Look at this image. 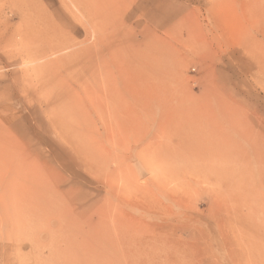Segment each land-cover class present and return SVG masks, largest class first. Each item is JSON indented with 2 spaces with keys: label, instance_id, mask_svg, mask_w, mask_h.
I'll use <instances>...</instances> for the list:
<instances>
[{
  "label": "rangeland",
  "instance_id": "obj_1",
  "mask_svg": "<svg viewBox=\"0 0 264 264\" xmlns=\"http://www.w3.org/2000/svg\"><path fill=\"white\" fill-rule=\"evenodd\" d=\"M82 1L90 6L109 2ZM111 2L112 9L93 11L97 23L91 27L72 0H0V264L32 258L34 237L7 238L9 229L18 225V203L29 184L42 190L44 199L49 188L60 195L69 191L78 200H70L67 210L80 206L76 215L94 206L86 215L100 218L97 211L122 208L126 218L166 233L176 247L172 264H264V0ZM35 15L61 27V38L73 45L40 59L53 40L51 35L39 43L29 39L27 21L32 23ZM159 55L155 76L149 66L141 76L155 78L159 86L171 84V90L151 94L136 106L139 117L147 119L144 125L113 123V117L127 114L107 109L111 99L102 85L110 81L108 91L129 88L136 67ZM94 82V92L87 93L84 84ZM55 97L75 109L82 133L78 137L88 136L90 145H77L92 154L115 149L123 159L121 181L127 179L136 189L127 193L121 186L115 158L103 177L82 163L69 141L75 129L60 121L62 132L52 124L50 101ZM128 97L117 101L127 104ZM208 97L235 108L239 116L236 146L245 158L240 156L236 166L243 171L234 187L223 188L224 201L210 186L181 194L157 185L156 160L142 150L147 142H160L161 137L164 142L162 130L183 124L182 114L191 110L192 102ZM155 100L162 107L154 112L150 105ZM141 151L152 161L146 155L142 159ZM109 184L115 192L110 193ZM44 225L39 222V229ZM38 235L40 245H49V238H42L48 234Z\"/></svg>",
  "mask_w": 264,
  "mask_h": 264
},
{
  "label": "bare ground",
  "instance_id": "obj_2",
  "mask_svg": "<svg viewBox=\"0 0 264 264\" xmlns=\"http://www.w3.org/2000/svg\"><path fill=\"white\" fill-rule=\"evenodd\" d=\"M108 1L109 2H104V4L96 2L94 5H91V7L90 5L82 3V0H72L76 9L82 14L85 21H87L91 27H94L97 23L93 15L94 10L103 11L107 10V8H113L114 4L111 0ZM33 17L32 23H30L29 20L27 21L29 39H34V41L38 40L37 42L39 43L46 40L45 38L51 35V39L53 40L52 46L48 44V47L44 48L45 53L41 54L40 59H47L50 55L58 54L62 49L73 45L69 40L66 39V41L61 38V27L51 24L47 17L42 18L39 15ZM83 26H85V24ZM29 51L31 50L29 49ZM160 58L159 55L155 58L154 62L146 66L138 65V67H136L137 74L134 73V78L128 80L130 84L128 85L130 86L129 88L124 86L123 88L108 91L107 88L108 85L110 86V81H106L102 85V87H106L105 92L111 99L107 109L111 113L125 111L127 114V117H123V119H117V117L115 118L112 116L113 123L124 125V127L144 125L147 119L139 117L136 110L138 105L143 103L145 97H150L151 94L158 96L162 94L163 91L168 92L171 90V84L167 83L159 86L158 80L153 78L155 72L159 70L160 65L157 59L159 60ZM147 67L151 73H154L152 78L141 76V73L145 72ZM46 81L48 82V80ZM84 88L87 93L92 94L96 88L95 82L84 84ZM128 93L130 97H128L129 100L127 104L124 103L125 100L124 102L117 101L118 98L127 99ZM192 103L191 110L186 114H182L185 118L183 124L162 130V133L165 135L164 142L161 141V137L160 142H147L146 144L144 142L136 143L145 144V149L142 150H145V152L151 156L150 158L153 157L156 160V167L154 166V169L153 167L152 169L156 176L158 175L157 185L167 186V189L171 193L181 194H188V192L191 191V187L201 190L205 187L209 188L210 186L213 192L212 194L224 201L226 191L225 189L223 190V188H225V186L228 188L234 187L237 177L239 179L243 171L240 172L236 166V162L240 156L242 159L245 158L243 153L240 152L238 147L239 144L236 146V143L240 140V135L238 133L239 116L235 108H232L230 105H225L219 99L213 100V98L208 97L205 100ZM110 104L115 109L111 107ZM128 104L130 105L128 106ZM50 106L52 108L51 113L54 116V118L51 119L53 122L52 124L56 125L62 132L63 128L60 127V121L63 123L62 125H69L71 131L75 129V133L72 134L69 140L70 145L74 146V153L79 156L82 163H85L88 169L94 171L93 173L96 174L97 177H103L105 174H109L107 172V166L115 158L114 163L117 164L114 165L115 167L117 166L115 173L120 182H122L121 186L127 190V193H130L128 190L136 189L131 183H128L127 179L121 181L125 176L122 173L123 159L116 157L118 154H116L117 151H115V149L106 152L102 149L92 154V152L89 153L86 150V147H81L82 144L77 145L83 143V146H86V144L90 145V143L85 142L88 136H85L84 140L78 137L82 134L81 125L79 123L80 120L76 116L75 109H72L70 104L67 105V101L51 98ZM58 107L60 109H57L59 110L57 112L55 108ZM117 107L121 109L117 110ZM159 107H162L161 102H157V100L153 101L150 105V109L153 111H157ZM63 112H65L64 120H67L68 124L64 123L61 117V114L63 116ZM74 123L79 126L77 130L76 126L74 127ZM169 130H171V133L168 134ZM73 137L81 142H76ZM243 142H245V140H243ZM115 143L117 146H123V142ZM67 144H69V142H67ZM91 144L93 143L91 142ZM118 149L120 150L121 148L118 147ZM143 153L140 154L142 157L146 155L145 153L143 155ZM113 154L116 155L112 158ZM146 157H148V155H146ZM142 159H145V157ZM149 160L150 162L152 161V159ZM146 162H148V160ZM112 163L113 162H111V164ZM149 165H151V163ZM90 170L89 173H91ZM109 176H111V180H113V175ZM117 182L116 180V183ZM108 188L110 189V193L113 191L115 192L111 184H109ZM49 190L51 191L50 195L45 196L44 199L43 196H40L43 194L42 190L33 189L32 185L29 184L26 191L23 192L24 199L20 204L18 203V225H16L14 229H9L7 238L27 237V235H29L28 239L34 237L32 239V258L28 256L27 262L19 258V264H54V261H59L60 264H122L121 259L126 262L124 264H162L163 259L167 260L169 262L168 264L173 263V255H175L176 247L174 246V242L168 240V236L165 235L166 233L164 234L163 232L154 230L148 224L134 218H126L122 208L117 209L115 213L111 212L110 208H108L109 210L104 209L103 213L97 211V215L100 214V218H96V216L93 217L94 220L96 219V221L93 222V218L87 217L86 214L88 211L92 212L94 206L92 208H87V210L81 213L78 212L76 215L75 209L80 211V206H72V211L67 209L69 208V201H76L78 200L77 198L75 199L74 197L73 199L69 191H67V193H61L63 195H60L58 190L52 191L51 188H49ZM117 193L120 192L117 191ZM235 195L233 196L235 197ZM127 197L129 196L126 195V200ZM229 198L228 196V199ZM39 222L42 224L45 223L44 230L42 227L39 229L40 226H43L41 224L39 226ZM39 231H42L43 234H48L47 236L42 235V238L48 237L50 241L49 245H40L42 242L39 244L38 241L40 240L38 239L40 237L39 235L37 236ZM171 239L173 238L171 237ZM45 250H48L47 256L44 255Z\"/></svg>",
  "mask_w": 264,
  "mask_h": 264
}]
</instances>
